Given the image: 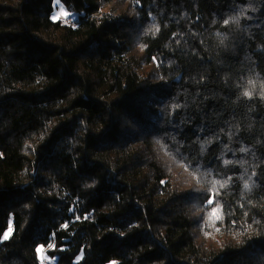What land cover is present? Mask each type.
I'll return each instance as SVG.
<instances>
[{"label": "trees", "instance_id": "1", "mask_svg": "<svg viewBox=\"0 0 264 264\" xmlns=\"http://www.w3.org/2000/svg\"><path fill=\"white\" fill-rule=\"evenodd\" d=\"M53 1L0 0V264H264V0Z\"/></svg>", "mask_w": 264, "mask_h": 264}, {"label": "rangeland", "instance_id": "2", "mask_svg": "<svg viewBox=\"0 0 264 264\" xmlns=\"http://www.w3.org/2000/svg\"><path fill=\"white\" fill-rule=\"evenodd\" d=\"M76 13L70 12L67 10L59 0H54L53 1V12L51 15V18L53 20H63L65 22H74L76 18ZM12 233V221L9 223V227L6 230L4 237L7 236V238L11 235ZM5 239V238H4ZM40 254L42 258L46 259V255L44 254V250L41 248L40 249ZM51 264H56V259H49Z\"/></svg>", "mask_w": 264, "mask_h": 264}, {"label": "built area", "instance_id": "3", "mask_svg": "<svg viewBox=\"0 0 264 264\" xmlns=\"http://www.w3.org/2000/svg\"><path fill=\"white\" fill-rule=\"evenodd\" d=\"M43 264H51L50 261L48 259H44L43 260Z\"/></svg>", "mask_w": 264, "mask_h": 264}, {"label": "snow or ice", "instance_id": "4", "mask_svg": "<svg viewBox=\"0 0 264 264\" xmlns=\"http://www.w3.org/2000/svg\"><path fill=\"white\" fill-rule=\"evenodd\" d=\"M246 187H247V185H246ZM211 202H212V201L210 200L209 203H211ZM4 238L7 239V236H5ZM50 247H51V245H50ZM38 251H39V250H38Z\"/></svg>", "mask_w": 264, "mask_h": 264}]
</instances>
